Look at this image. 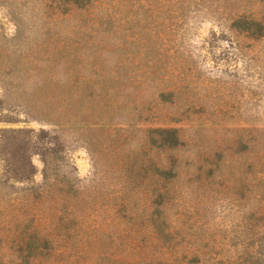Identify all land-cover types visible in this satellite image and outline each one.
<instances>
[{"label":"rangeland","instance_id":"obj_1","mask_svg":"<svg viewBox=\"0 0 264 264\" xmlns=\"http://www.w3.org/2000/svg\"><path fill=\"white\" fill-rule=\"evenodd\" d=\"M252 1L0 0V264H264Z\"/></svg>","mask_w":264,"mask_h":264},{"label":"trees","instance_id":"obj_2","mask_svg":"<svg viewBox=\"0 0 264 264\" xmlns=\"http://www.w3.org/2000/svg\"><path fill=\"white\" fill-rule=\"evenodd\" d=\"M253 3H247L245 5L238 6L236 9H233L232 14H230L229 20V28L249 39H253L255 41L264 39V14H262L261 10L264 7V0H253ZM64 6L68 7L70 5L71 8H75L82 13L86 12L90 7V0H63ZM253 4V6H252ZM262 7V9H261ZM61 6H57L58 12H60ZM99 23H107L104 17L100 19ZM77 25V24H76ZM47 29L52 30L49 26ZM108 32V29L105 28L102 30L103 35L105 36ZM85 91V87L81 90L80 93ZM73 97V96H71ZM162 132L170 135V138L163 137V141L167 145L175 144L178 142V137L176 130L165 129ZM191 264H195L193 260L190 261Z\"/></svg>","mask_w":264,"mask_h":264}]
</instances>
